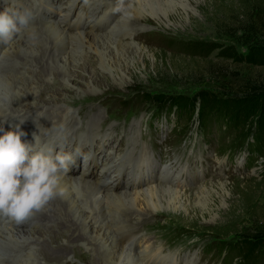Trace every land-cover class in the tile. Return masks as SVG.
Masks as SVG:
<instances>
[{"label":"rangeland","instance_id":"1","mask_svg":"<svg viewBox=\"0 0 264 264\" xmlns=\"http://www.w3.org/2000/svg\"><path fill=\"white\" fill-rule=\"evenodd\" d=\"M54 1L65 6L66 0ZM82 1L78 0L79 4ZM106 1L107 13L99 31L97 25L92 29L88 24L86 30L108 33L113 40L130 44L114 54L107 48L106 54L110 51V55L105 63L87 64L84 71L78 70L76 76H71L69 84H63L57 77L51 79L52 76L49 82L43 80L39 86L44 92L39 93L38 88L37 98L51 99L48 89L53 84V90H62L63 98H72L68 104L77 111L78 118L98 121L102 129L91 144L95 152L103 148L121 156L127 147L133 146V157L142 152V158L150 156L159 167L168 166L176 174L173 182L179 191L176 203L169 206L162 203L156 211L163 212L154 213L137 225L135 220L127 218L128 225L137 226L138 230L133 244L137 241L140 247L133 246L134 253L145 245L148 248L156 245L165 253H174L176 264H238L241 258L235 252L229 255L223 251L220 242L250 239L264 243V154L257 156L252 152L253 161L247 162L251 151L246 146L257 133L254 128L257 117L260 115L259 120L264 121V64L237 61L218 55L217 50L201 55L196 48H187L182 42H213L242 54L248 44L264 45V0H160L163 1L160 6L154 3L156 6L141 11L138 19H129L127 28L111 34L110 27L117 22L119 25L122 10L135 4V0ZM44 3L45 0H18V8L29 9L35 16ZM100 8L102 10L103 5ZM77 12L78 5L68 21L58 25L63 27L69 23L71 26L78 17ZM89 15H93L92 8L88 9ZM97 18L98 13L92 16L94 22ZM88 46L87 60L89 56L97 58L94 46ZM3 58H9V54ZM36 60L35 64L39 61L42 64L40 57ZM29 71L33 74L25 73V82L36 83L42 79V66H32ZM48 84L50 87L46 89ZM3 92L0 88V97L5 102L11 92ZM203 92L221 99H252L261 107L258 112H252L250 107L240 103L230 124L221 117L225 120L221 128L215 124L218 120L212 109L203 110L200 116L197 113L198 97ZM160 94L164 97L184 94L194 98L193 114L188 117L171 110L169 100L161 103ZM144 95L154 98L144 99ZM80 130L87 131L85 127ZM133 131L135 142L129 138ZM242 132H246L247 137L238 141ZM56 150L59 151L58 147ZM130 161L129 167L133 164V160ZM145 182V187L153 183ZM85 195L80 193V198L85 199ZM130 208L128 211L135 210ZM137 211L143 214L147 207L138 202ZM51 224H41L37 229L36 235L42 229L45 234L36 249L39 251L43 245L50 250L42 253L43 257L36 254L32 264H106L99 244L86 232L82 233L83 239L73 242H67L68 233L56 234L60 246L68 245L66 253L56 250L51 246L55 244L50 243V233L54 232ZM74 246L81 250L77 249L78 252ZM32 252L35 255V249ZM257 264H264V259H258Z\"/></svg>","mask_w":264,"mask_h":264},{"label":"bare ground","instance_id":"2","mask_svg":"<svg viewBox=\"0 0 264 264\" xmlns=\"http://www.w3.org/2000/svg\"><path fill=\"white\" fill-rule=\"evenodd\" d=\"M134 3L126 10H122L123 15L119 25L117 22L110 27L109 34L127 28L129 19H138L141 11L147 8L152 9L154 3L160 6L163 1L135 0ZM62 4V2L56 4L54 0H45L37 15L34 16V43H30L26 38L27 33L22 37H14L7 43H0V88L6 93L9 90L11 92L5 102L0 97V128L3 131H11L14 130L15 125L19 124L20 129L26 134L21 137L22 142L35 144L33 134H36L37 149L58 152L56 150L58 147L59 151L66 149L64 152L78 153L75 166L61 180V186L65 189L63 197L50 201L41 212L21 224H16L7 218H0V259L2 260L0 262L32 264L36 254L42 257L44 256L42 253L47 254L50 250L49 246L40 245L39 251L36 249L38 244H41L40 239L45 232L42 228L40 234L38 232L36 235V232L41 224L52 223L54 232L50 233V243L52 241L55 245L51 246L64 253L68 245L60 246L61 243L55 238L56 234L68 233L67 242H73L83 239L82 233L86 232L89 238L91 237L99 244L106 264H176L177 256H174L173 252V254L165 253L161 246L155 245L148 248L145 245L134 253L133 246L140 247L137 241L133 244L135 237L138 236V230H136L137 226H130L127 223V218L135 220L136 225L145 222L154 213L163 212L156 211L162 203L167 206L176 203L179 193L173 184L176 174L168 166L159 167V164L150 156L142 158V152L133 157V146L127 147L125 154L121 156L113 152L109 153L103 148L95 152L91 144L102 129L97 124L98 121L78 118L77 111L75 112L68 104L72 98H63V92L60 93L62 90H53V84L52 88L48 89L51 99L41 101L36 96L38 88L39 93L44 92L39 86L43 84V80L49 82L52 76L51 79L57 77L63 84H67L71 76H76L75 73L78 70L84 71L87 64L105 63V58L110 55V51L106 54L107 48H110L114 54L121 52L126 47L125 44H130L113 40L109 37L110 35H107L108 33H97L105 18L104 14L107 13L106 0H83L81 4L78 0H66L65 6ZM77 5L78 17L73 19L71 26L69 23L63 26L70 28L71 31H67L58 24L68 21ZM18 7H20L18 0H0V11L5 8L22 11ZM89 8L93 9V15L98 13L96 22L92 19L93 15L88 16ZM87 24L88 28L90 25L92 29L97 25L98 31L93 33L94 30L92 32L86 30ZM86 43L94 46L92 47L98 53L97 58L93 59L89 56L87 60L86 49L90 47ZM6 54H9V58H3ZM36 57L41 58L42 64L40 61L35 64ZM51 64H53L52 67H50ZM32 66H42L43 77L41 75L42 79L38 78L39 81L36 80V83H27L24 80L25 73L33 74V71H29ZM17 68L20 70L18 71ZM45 87L47 89L50 85ZM81 127H85L87 131L82 132ZM3 131H0V135H3ZM105 135L110 137V134ZM133 136L134 131L129 138L135 142V136ZM86 145H88L87 148ZM131 159L133 164L129 167ZM146 180L153 183L145 187ZM80 193L87 194L85 199L80 198ZM138 202L147 207V211L143 214L137 211ZM130 207L135 210L128 211ZM122 217L126 218L122 219ZM139 218H141L140 221H137ZM74 247L75 250L79 249ZM32 249H35V255ZM87 255L89 257L88 253ZM28 259L32 261L27 263Z\"/></svg>","mask_w":264,"mask_h":264},{"label":"clouds","instance_id":"3","mask_svg":"<svg viewBox=\"0 0 264 264\" xmlns=\"http://www.w3.org/2000/svg\"><path fill=\"white\" fill-rule=\"evenodd\" d=\"M34 20L29 9L0 11V43L25 33L29 42L34 43ZM24 135L19 124L0 135V218L16 224L25 222L50 201L65 195L61 180L75 166L78 155L37 149V135L33 134L35 144L22 142Z\"/></svg>","mask_w":264,"mask_h":264},{"label":"trees","instance_id":"4","mask_svg":"<svg viewBox=\"0 0 264 264\" xmlns=\"http://www.w3.org/2000/svg\"><path fill=\"white\" fill-rule=\"evenodd\" d=\"M182 44H184L187 48H196L197 53H201V55H209L214 50H217L218 55L230 57L237 61H245L247 63H258V64H264V45L253 43L248 44L245 50V53H237L235 49L232 47H223L216 45L213 42H203V41H183ZM194 50V49H192ZM144 92L141 94L143 95ZM154 98L153 96L144 95V99L147 98ZM161 97L159 100L163 104L164 100H169L168 108L171 110H175L182 114H187L188 117H190L193 114V110H195V99L192 97H188L184 94H177L173 97H164L163 95H159ZM158 97V98H159ZM157 98V97H156ZM198 108L197 113L199 116L201 115L202 111L205 109H212L215 112V117H217L216 125L220 126L222 128V125L224 124L221 117H225L227 122L230 124V119H232V115L236 108L240 106L242 103V106H245L247 108H251L252 112H258L259 111V104L258 101L252 102V99H221V97L217 98L210 92H203L198 97ZM236 112V111H235ZM251 113L248 111V115ZM229 116V117H228ZM240 118V116H238ZM257 117V115H256ZM257 123L255 122L254 128L257 130V133L254 135L253 140L248 142L246 146H249V149L251 151L250 158L247 162L252 163V159L254 153H256L257 156H261L264 154V121L259 120L260 115L257 117ZM201 123V118H200ZM257 126V127H256ZM203 127V126H202ZM205 128V127H203ZM207 129V128H206ZM247 137L246 132H242L239 135L238 141H242ZM238 141H233L234 143ZM223 148V147H222ZM230 150V149H229ZM222 245V250L226 251L227 254L230 255V253H234L240 257L238 264H257V261L261 260V258L264 259V243L259 241H252L250 239H244L237 242H227L222 241L220 242ZM227 257H225L226 259Z\"/></svg>","mask_w":264,"mask_h":264}]
</instances>
